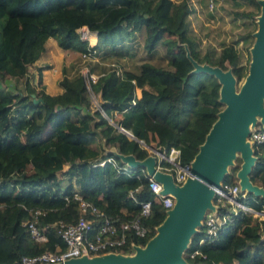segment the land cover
Segmentation results:
<instances>
[{
	"label": "trees",
	"instance_id": "obj_1",
	"mask_svg": "<svg viewBox=\"0 0 264 264\" xmlns=\"http://www.w3.org/2000/svg\"><path fill=\"white\" fill-rule=\"evenodd\" d=\"M244 1L258 5L257 0ZM188 11L186 0H0V75L24 79V89L18 93L0 90V264H15L23 255L63 248L52 224L77 217L74 194L115 223L139 217L149 231L144 239L134 238L135 242L143 245L153 235L166 210L153 201L145 170L129 167L122 171L123 163L110 151L102 157H110L114 165L107 160L97 164L98 152L89 143L99 138L103 146H113L119 154L143 159L148 150L141 143L154 142L165 155L176 149L179 165L192 160L222 103L217 78L193 71L190 59L228 69L235 79L244 75V67L231 44L221 45L218 51L208 46L200 50L188 33ZM82 26L96 32L95 44L80 37L78 28ZM140 29L146 51L163 44L167 67L141 61L137 72L116 74L109 66L95 80L88 78V88L79 71L67 77L62 66L57 81L62 91L54 95L40 87V68L36 84L29 83L27 67L49 36L62 50L79 54L95 50V56L98 47H113ZM92 72L88 69L87 77ZM89 90L98 94L106 115L119 113L114 123L132 138L98 109L90 111ZM251 149L255 160L248 179L264 189V141L252 144ZM65 163L68 167L61 171ZM160 167L175 172L164 158ZM237 168L231 166L222 181L236 183ZM59 171L67 181L63 187L62 177L56 176ZM173 179L177 180L175 174ZM145 200L150 201L149 213L139 216V202ZM238 200L264 212V197L247 192ZM33 210L41 212L38 224L46 227L43 242L31 239L22 225ZM217 211L225 209L218 207ZM263 225L264 219L256 220L238 210L212 240L200 242L202 227L192 233L183 259L187 264H264Z\"/></svg>",
	"mask_w": 264,
	"mask_h": 264
},
{
	"label": "water",
	"instance_id": "obj_2",
	"mask_svg": "<svg viewBox=\"0 0 264 264\" xmlns=\"http://www.w3.org/2000/svg\"><path fill=\"white\" fill-rule=\"evenodd\" d=\"M257 3L260 5V14L257 29L253 33L251 59L247 74L237 91L233 89L234 78L228 69L199 64L190 59L193 71H204L217 78L220 83L219 101L224 106L217 112L216 119L192 160L183 166L170 160L184 171L185 180L176 184L169 173L155 167V157L151 154L143 159H136L132 155H117L130 167L143 168L147 175L161 184V193H169L174 199L172 206L165 211L163 220L155 227V233L143 246H135L131 255L107 253L93 257L80 256L51 264H187L181 253L190 235L201 227L205 212L213 209L214 189L219 187L226 173L225 166L231 163L235 153L241 158L235 172L239 189L244 188L246 193L264 197V189L248 179L255 157L252 154V143L246 141L251 127L259 124L264 129V0H257ZM96 106L107 119L100 105ZM255 117H259V122H255ZM110 123L117 126L114 122ZM121 129L129 138L133 137L130 132ZM144 147L165 155L164 151L149 145Z\"/></svg>",
	"mask_w": 264,
	"mask_h": 264
},
{
	"label": "built area",
	"instance_id": "obj_3",
	"mask_svg": "<svg viewBox=\"0 0 264 264\" xmlns=\"http://www.w3.org/2000/svg\"><path fill=\"white\" fill-rule=\"evenodd\" d=\"M213 0H208L209 8L212 7ZM80 37L87 38L84 34L87 29L80 27ZM95 50H87L79 55L83 59L94 57ZM114 67L115 73L120 74V68L116 64H111ZM116 66V67H115ZM85 78V83L88 84V78L95 80L96 76L82 74ZM122 131V129L120 128ZM247 139L252 144H257L264 141V129L259 126H253L249 129ZM105 160L114 165V161L107 157L97 164H102ZM175 162V161H173ZM187 165V164H186ZM122 171L127 172L128 168L125 165L120 167ZM182 170V169H179ZM184 172V171H183ZM149 188L153 193V201L161 203L167 210L173 204V197L169 193H161V184L156 182L151 176L147 175ZM131 196V191L129 192ZM244 193L240 192L238 183H228L221 181L219 187L214 189V198L216 203H213V209L207 210L201 220L204 237L200 242L212 240L216 235L217 230L231 221L238 210L247 214L256 212L251 207L241 203L238 197H243ZM78 200L77 202V217L71 222L57 221L52 224L62 239L63 248L55 247L54 250H44L33 255L21 256L15 264H51L62 262L69 258L80 256L93 257L107 253L132 254L135 246H142L135 242V239H144L147 236L149 229L143 225L139 217H134L128 220H123L115 223L108 216H103L102 212L89 201L80 198L77 194L73 195ZM224 208L225 211L219 213L217 208ZM150 201L145 200L139 202V216H146L149 213ZM41 214L39 210H33L28 217L22 221V225L28 231L30 238L36 242L46 240L45 226L38 224V216ZM98 219V220H97ZM97 223L94 227V224ZM193 251L190 256L195 253Z\"/></svg>",
	"mask_w": 264,
	"mask_h": 264
},
{
	"label": "rangeland",
	"instance_id": "obj_4",
	"mask_svg": "<svg viewBox=\"0 0 264 264\" xmlns=\"http://www.w3.org/2000/svg\"><path fill=\"white\" fill-rule=\"evenodd\" d=\"M179 1V0H174ZM188 6V13L185 16V22L187 24L188 33L196 42L198 48L203 50L205 47L212 48L214 51H218L221 45L231 44L235 50L237 51L240 64L244 67V75H242L239 79L233 80V89L237 91L248 71L250 59H251V46L254 41L253 33L257 29V19L260 13V5L257 6L251 5L244 0H213L212 7L209 8L208 0H186ZM80 30H78L80 34ZM86 39V38H85ZM133 41L130 44V53L129 55H125L124 59H116L113 56H107L108 51L104 48L97 49V54L89 59H83L81 56L75 55L69 59V61H65L66 64V73L68 75L71 74V70L76 73L79 71L81 74H85L88 69H94V72H99L101 66L104 64L102 62H107L105 65L107 67L111 66V64H116L120 71L122 67L133 69L139 62L148 61L154 65L167 67V55L165 53L164 46L161 42H159L153 50L146 51L143 45L144 41V33L143 31L137 33L133 38ZM88 43L93 42V40L86 39ZM95 42V41H94ZM101 51V52H100ZM125 51V50H124ZM123 51V52H124ZM102 55V56H101ZM121 55V54H120ZM120 65V66H119ZM104 67V66H103ZM223 70V69H222ZM227 70V69H226ZM28 77L30 81L35 85V78H32V74L34 73V67L28 68ZM72 73V75H73ZM97 73H93L92 76H96ZM41 84V83H40ZM89 88L88 84H86ZM41 88L44 89V85H40ZM24 89V79H14L8 77L6 75H0V90L7 93H18ZM89 99V109L92 111L95 107L100 112V108H97V104H99L100 99L97 94L93 93L91 90L88 92ZM262 105L264 106V97H262ZM224 104L222 103V107ZM221 107V109H222ZM116 116H108L107 121L114 122V118ZM255 122H259V117H255ZM259 126V124L257 125ZM127 135V134H126ZM128 136V135H127ZM129 137V136H128ZM97 138H94L90 141L89 145L92 147L98 146ZM246 141L251 143L247 137ZM96 142V143H95ZM99 142V141H98ZM151 147H154L156 150L157 147L154 145V142H150L148 144ZM106 146V145H105ZM141 146L144 145L141 143ZM107 149V147H105ZM148 150V149H147ZM107 152L105 151L104 155ZM153 155L154 157H158L157 153L151 152L148 150V155ZM168 157V156H167ZM171 161H175L173 158H169ZM241 158L238 153H235L234 158L231 159V163L225 166L226 172L233 165H240ZM176 162V161H175ZM174 166V174L177 180H174V174H169L172 176L173 181L176 184H181L185 178L186 174L183 170H179L177 166ZM68 167V163L62 165L61 171H64ZM61 171L57 172V178H61ZM236 177V176H235ZM236 177V181H237ZM66 180H63L60 183L61 186L66 184ZM254 184V183H253ZM241 193H246V189H241ZM213 201V199H212ZM252 218H256V220L264 219V212H253L250 214ZM264 226V225H263ZM200 227L197 228V230ZM264 231V228L263 230ZM155 233V228H154ZM153 233V234H154ZM134 253V250H133ZM120 254V253H119ZM123 255V254H122ZM131 255V254H128ZM181 256H184V250L181 253Z\"/></svg>",
	"mask_w": 264,
	"mask_h": 264
},
{
	"label": "crops",
	"instance_id": "obj_5",
	"mask_svg": "<svg viewBox=\"0 0 264 264\" xmlns=\"http://www.w3.org/2000/svg\"><path fill=\"white\" fill-rule=\"evenodd\" d=\"M87 31L88 32H93V42H90L89 45L95 44L96 43V32L95 31H89V30H87ZM142 31L143 30L140 29L139 31L134 32V34L132 36H130L128 38H123L122 40H120L119 42H117L113 47H109V46H105L104 45V46L98 47L97 49L104 48V49H106L109 52L107 56H109V55L110 56H113L114 55L113 57H116V59H119V57H120V59H124V58H126L125 55L128 56L129 53H130V50H131L130 49V44L133 41L132 38L137 33H140ZM143 33H144V31H143ZM91 36H92V34H91ZM86 39H89L90 40V38H88V37ZM97 49H96V53H97ZM78 54L79 53L77 51L72 50V49L62 50L60 47L57 46L55 40L52 37L49 36L43 42V50L40 52V54L38 55V57L32 62V64L27 67L26 75L28 76V72H27L28 71V68L34 67V73L32 74V78H35V84H36V80H37V68H40V83L42 85H44V89L43 88L42 89L46 93L51 94V95L58 94V93H60L62 91V88L57 83L58 79H60V77L62 75V73H61V67L64 66V68H65V74H66L67 77L73 76L74 75V73H73L74 71H72V70H71V74L70 75H68L66 73V64H65V61H69V59H71V57H73L75 55H78ZM102 63H104V64L101 66V68L106 69L107 66L105 65V63H107V62H102ZM139 63L133 69L126 68V67H122L121 69L122 70H130V71H133V72H137ZM92 70H93V72L91 74H93V73H97L98 74L99 72L102 71V69H101L99 72H94L95 70L93 68H92ZM72 73H73V75H72ZM28 79H29V77H28ZM29 83L32 86H34L33 83L30 81V79H29ZM134 94H135L136 97H139V94H140L139 88H137V87L134 88ZM97 96H98V94H97ZM113 115L116 116V117H118L119 116V113L112 112V116ZM97 140L99 142L97 141V143L96 142L95 143L98 146H95V147H92L90 145L89 146L92 149H94V150H96L98 152V157H99L98 160L99 161H101V160H103V159H105V158L108 157V156L102 157V156H104L105 151L106 152H109L110 151V152H112V153H114L116 155H122V154L117 153L115 147H113V146L112 147H109L107 145L106 146H103L101 139L97 138ZM105 147H107V149H105ZM170 150H175L176 151L175 152V156H174V159H175L176 156H177V150L176 149H173V148H171ZM170 150H169V152H170ZM169 152H168V154H169ZM125 155H131V154H125ZM125 155H122V156H125ZM167 155L162 156V155H159L158 154V157L155 156V167H157L162 172L169 173L166 170L165 171L162 170V168L160 167V159L164 158V159L168 160L167 159L168 158ZM168 161L171 162L170 160H168ZM121 162L127 168L130 167L127 164L126 161L125 162L124 161H121ZM64 186H65V184H64ZM61 187H63V186H61ZM73 188L75 190L77 189V187L74 184H73ZM212 203H213V201H212Z\"/></svg>",
	"mask_w": 264,
	"mask_h": 264
},
{
	"label": "bare ground",
	"instance_id": "obj_6",
	"mask_svg": "<svg viewBox=\"0 0 264 264\" xmlns=\"http://www.w3.org/2000/svg\"><path fill=\"white\" fill-rule=\"evenodd\" d=\"M84 34H85L86 37L90 38L91 41L93 40V32L85 31ZM91 34H92V36H91ZM175 152H176L175 150H170V152H169V154L167 156L169 158H172L173 159L174 156H175Z\"/></svg>",
	"mask_w": 264,
	"mask_h": 264
}]
</instances>
